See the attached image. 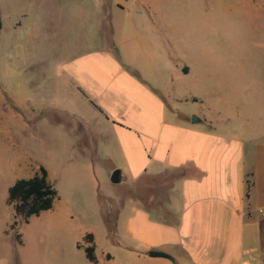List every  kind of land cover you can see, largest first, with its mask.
<instances>
[{"label": "crops", "instance_id": "0c3cea01", "mask_svg": "<svg viewBox=\"0 0 264 264\" xmlns=\"http://www.w3.org/2000/svg\"><path fill=\"white\" fill-rule=\"evenodd\" d=\"M88 1L20 2L17 16L29 18L33 25L51 24L58 39L63 34L67 37L61 44L64 55L57 61L56 101L47 94L25 108L13 97L14 109L4 122L16 150L11 148L10 155L3 156L0 143V166L12 172L14 181L37 172L41 165L32 174L24 170L26 165L30 169L36 166L31 139L39 126L43 146L66 139L67 129L72 147L82 140V152L77 156L75 152L66 154L64 145L58 172L68 176L77 170L86 176L94 199L90 196V204L101 215L103 227L100 231L79 224L82 212L74 201L58 204L59 190L50 210L56 212L58 222L77 232V249L84 251L77 243L83 242L86 234H93L97 260L86 257L93 264H262L264 236L260 226L264 214H260L258 184L264 176V119L252 106L243 104V95H237L225 73L211 78L214 62L209 54L208 29L177 25L175 13L157 8L156 1L160 4L161 0H134L132 5H139L145 13L136 16L138 13L120 7L125 15L118 14L115 21L124 25L117 26V33L110 28L113 17L109 18V12L97 18L112 47L119 49L127 40L134 45L133 56L122 61L121 54L112 48L80 50V43L68 40L74 29L80 34L83 22L97 17L98 11L92 14L88 10ZM90 1L98 6L99 0ZM251 1L244 11L257 14ZM61 2H65V9ZM56 7L62 8L54 15ZM29 13H33L31 18ZM139 18L149 21L146 31L139 29ZM14 27L22 29V22L18 20ZM151 34H157L158 52L144 46ZM252 34L250 29V42ZM135 44L142 48L141 53ZM161 56L171 69L168 85L161 83L157 73ZM183 102L196 104V113L176 107ZM49 114L54 118L45 120ZM194 114L200 118L196 123L191 121ZM106 160L113 169L122 170L120 183L126 193L107 197L108 205L100 193L102 162ZM45 167L51 181L53 170ZM247 180L253 183L249 197ZM115 203V232L122 229L132 243L110 237L105 214ZM103 241L124 247L121 261L105 249L98 252ZM152 250L168 256H152Z\"/></svg>", "mask_w": 264, "mask_h": 264}, {"label": "rangeland", "instance_id": "374dc122", "mask_svg": "<svg viewBox=\"0 0 264 264\" xmlns=\"http://www.w3.org/2000/svg\"><path fill=\"white\" fill-rule=\"evenodd\" d=\"M249 1L251 0H161L160 4L156 1V6L168 13L170 11L175 13L173 20L179 26L192 25L195 29L199 27L208 29L210 37L209 54L211 61L214 62L211 66V78H214V74H221L218 72L225 73L231 78L232 87L236 88L237 95H243V104L252 106L254 108L252 110L258 111L257 115L264 119V109H262L264 108V0L251 1V9H257V14L254 12L247 14L244 11L247 9L245 7H248ZM20 2H25V0H0V18L3 19V27L0 30V116L2 117L0 143L2 144L3 156L10 155L11 148L16 150V146L12 144L10 139L8 124L4 122V117L14 109L13 97L14 100L19 99L22 107L25 108L29 107V102L43 100L44 95L47 94L56 101L59 77L57 61L64 55L65 49L61 44L65 43L62 41L65 40L64 37H67L63 34V38L58 39L57 32L52 30L51 24H46V26L42 24L33 25L29 18L17 16L16 13L20 4L22 6ZM134 2V0H99L98 6H96V2L89 0L87 8L90 12L92 11V14L94 11H98L97 17L93 16L92 20L88 22L82 20L83 26L80 34L76 28L74 29L75 34L69 35L68 40L76 44L80 43L82 46L80 50H88L96 48V46L103 49L109 47L116 53L118 52V55L121 54V60L125 56L130 58V55L133 56L134 45L127 40L119 49L115 47L116 45L112 47L111 41L109 42L106 35L102 33L104 29L102 32L100 31L102 26L98 19L105 11L109 12V18L113 17L110 28H113L114 32L117 33V26L124 25L115 21L118 14L125 15L121 8H126L133 14L134 12L138 13L136 16L145 13V10L139 5L133 6L132 3ZM68 3L66 2L67 5ZM62 6L65 9V2L62 3ZM61 8L56 7L52 13L56 15ZM33 13L37 14V11ZM33 13H29L30 18ZM50 19H52L51 16H49ZM18 20L22 22V29L14 27ZM89 24L92 25V30H90ZM137 24L140 25L141 31H146L150 26L149 21L147 22L142 18L138 19ZM250 29L253 32L251 42L248 40ZM151 42H153V46ZM159 44L157 34H151L149 41L144 40L145 48L151 51L158 52L156 48ZM135 46L141 53L142 48L137 44ZM73 50L78 51L79 49ZM197 50L198 48L195 46L193 51L196 52ZM158 58L161 60L162 66L157 65V67H161L157 73L160 75L161 83L168 85L171 69L163 56ZM145 69L148 71L147 65H145ZM245 73L248 75H244ZM176 107L185 113L191 111L196 113V104L192 102L176 103ZM48 117L50 120L52 117L54 118V115L45 116V120ZM81 117H85V115ZM44 122L42 121L41 124ZM38 129L40 130L37 134L35 133L34 139H31L33 140L32 147L35 151L33 158L36 161V166H32L31 169L29 165L23 166L25 173H34L40 165L50 167L53 170L51 182L55 184L61 194V200H58L57 203L74 201L75 208L78 207L77 210L82 212L78 223L86 228L93 227L101 231L103 227L102 217L90 204L93 198L89 180L77 170L68 176H61V172H58L59 167L57 165L61 164L60 153L64 145L66 154L70 155V152H75L74 155L77 156L82 152V140L77 141L76 145L72 147V136L69 134L70 130L67 129L66 139H60L51 145L43 146L42 127L39 126ZM24 154L23 152L22 155ZM102 168L100 193L102 201L108 205L107 197L125 195L126 193L123 183L111 181V174L116 169L112 168L111 161H103ZM13 182L12 172L0 166V264H93L86 258L83 250L75 247L77 232L68 230L64 224L58 222L54 218L57 217L55 211L49 210L39 216H33L28 223L21 216L15 217L13 208L7 203L8 188ZM258 187L259 206L262 209L260 214L263 215L264 176L260 179ZM113 205L112 209L110 207L106 210L112 223L116 220L118 211L117 204ZM15 219L18 224L13 228L12 224ZM262 219L260 227L264 236V218ZM17 234H21V236L17 237ZM118 238L132 243L131 239L123 236L122 229L113 234V239L117 241ZM17 239L22 240V242L19 243ZM103 249L112 252L116 261H121L125 252L124 247L118 244L107 245L105 241L99 245L98 252L100 253ZM262 251L264 253V240Z\"/></svg>", "mask_w": 264, "mask_h": 264}, {"label": "trees", "instance_id": "16d2710c", "mask_svg": "<svg viewBox=\"0 0 264 264\" xmlns=\"http://www.w3.org/2000/svg\"><path fill=\"white\" fill-rule=\"evenodd\" d=\"M94 105L97 106L95 103ZM252 184L251 180H247V197L250 196ZM58 197L59 191L55 184L49 180L47 168L41 165L33 176L18 178L10 185L7 203L13 208L15 217L21 216L26 222H29L33 216H39L41 213L52 209ZM105 221L110 237L113 239L116 220L112 223L111 217L106 211ZM17 224L18 221L15 219L12 227L14 228ZM16 236L20 237L21 234ZM17 240L19 243L22 242L20 239ZM77 247L84 249L85 255L90 261L95 262L97 260L96 245L92 233L86 234L83 242L77 243Z\"/></svg>", "mask_w": 264, "mask_h": 264}, {"label": "water", "instance_id": "95a60500", "mask_svg": "<svg viewBox=\"0 0 264 264\" xmlns=\"http://www.w3.org/2000/svg\"><path fill=\"white\" fill-rule=\"evenodd\" d=\"M200 120L199 116L194 114L191 118V121L193 123H196ZM111 181L113 183H120L122 181V170L117 168L113 171L112 175H111ZM150 255L152 256H168L166 253L164 252H160V251H156V250H152L149 252Z\"/></svg>", "mask_w": 264, "mask_h": 264}, {"label": "built area", "instance_id": "2783aa9c", "mask_svg": "<svg viewBox=\"0 0 264 264\" xmlns=\"http://www.w3.org/2000/svg\"><path fill=\"white\" fill-rule=\"evenodd\" d=\"M243 264H250V262H248V261H245V262H243Z\"/></svg>", "mask_w": 264, "mask_h": 264}]
</instances>
